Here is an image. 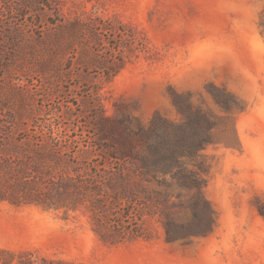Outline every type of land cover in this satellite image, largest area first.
<instances>
[{"label": "rangeland", "instance_id": "obj_1", "mask_svg": "<svg viewBox=\"0 0 264 264\" xmlns=\"http://www.w3.org/2000/svg\"><path fill=\"white\" fill-rule=\"evenodd\" d=\"M174 105L201 109L213 125L184 161L200 175L212 229L168 243L158 208L145 209L148 238L104 243L89 194L71 179L105 146L129 149V131L152 119L181 124ZM5 126L3 147L39 171L51 208L0 202V264L23 253L71 264H264V0H0ZM51 139L63 161L50 167L34 153L53 150ZM134 181L163 197V187ZM168 193L173 222L199 231L190 193ZM103 207L105 221L128 222L117 204Z\"/></svg>", "mask_w": 264, "mask_h": 264}, {"label": "trees", "instance_id": "obj_2", "mask_svg": "<svg viewBox=\"0 0 264 264\" xmlns=\"http://www.w3.org/2000/svg\"><path fill=\"white\" fill-rule=\"evenodd\" d=\"M174 107L181 115V124L174 125L166 121L157 123L154 118L147 127L139 126L129 131L131 142L129 149L117 150L113 145L105 146L104 154H98L93 160L82 163L81 166L84 168H79L71 179L79 195L86 192L89 194V208L95 218L94 232L104 243L115 244L125 237L148 238L139 226V215L145 209L153 215L155 208H158L159 215L164 219L162 226L168 243L206 235L212 229L214 224L212 210L202 195L200 175L189 168L184 161H194L198 153L208 145V136L213 125L209 115L201 109L191 105H184V107L174 105ZM1 128L0 202L6 201L16 207L35 204L50 209L51 203L46 201L49 198L43 201L38 193L39 171L34 169L30 172L31 170L29 171L25 164L26 160H17L18 158L11 160L9 149L3 147L4 138L1 134H9L11 128L9 129L8 126ZM133 144L139 149L133 150ZM50 147L53 150L42 148L46 152L34 153V159L51 167L52 161L62 162L63 159L59 153L54 152L60 149L59 141L51 139ZM178 148L181 153L176 152ZM12 149L19 151L16 147ZM167 177L169 180L166 179ZM135 179L147 185L156 184L158 187H163V197L151 199L153 193L148 190L135 191L133 188L136 184ZM64 182L70 183V174L60 183L61 186L66 185ZM175 188L190 193L189 209L193 219L200 222L202 226L192 235H188L190 234L188 227L176 225L169 215L168 201L173 198V195L168 192ZM20 192L22 195L19 194ZM154 193L161 194L157 191ZM176 196L177 199L181 198L180 193ZM152 200H155V203H152L154 202ZM105 203L109 208L117 204L123 211L121 218L128 222L105 221L101 215ZM132 211H134L133 215ZM7 256L8 258L2 260L1 264H71L34 257L29 253L7 254Z\"/></svg>", "mask_w": 264, "mask_h": 264}]
</instances>
